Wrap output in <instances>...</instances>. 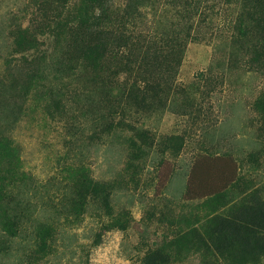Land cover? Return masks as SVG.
I'll use <instances>...</instances> for the list:
<instances>
[{"label":"rangeland","instance_id":"1","mask_svg":"<svg viewBox=\"0 0 264 264\" xmlns=\"http://www.w3.org/2000/svg\"><path fill=\"white\" fill-rule=\"evenodd\" d=\"M173 1L181 4L109 6L112 18L145 21L140 32L181 30L183 52L167 81L160 73L143 82L110 54L105 91L78 95L82 86L57 79L53 67L23 61V38L15 48L10 33L28 25L35 3L0 0V264H142L155 250L169 264H231L214 250L208 224L254 196L264 201V62L247 61L234 40L237 19L259 9L257 0ZM122 23L112 30L136 31ZM30 70L42 78L28 79ZM203 156L233 159L237 179L218 195L187 200ZM87 183L101 188L73 204L76 186ZM40 225L55 228L53 251L34 260Z\"/></svg>","mask_w":264,"mask_h":264},{"label":"trees","instance_id":"2","mask_svg":"<svg viewBox=\"0 0 264 264\" xmlns=\"http://www.w3.org/2000/svg\"><path fill=\"white\" fill-rule=\"evenodd\" d=\"M31 1L35 6L29 16L28 25L25 28L12 29L13 32L10 33L15 48L23 38L25 44L21 49L23 61L31 67H37L39 71L41 67V72H46L45 68L53 67L57 79L70 78L75 84L82 86L78 95H83L84 92L88 95L99 93L102 88L105 91L107 84H105L104 69L109 65L106 56L110 54L118 58V67L126 66L128 69H131L130 66L136 67L135 69L139 71L137 78L143 82L146 78L159 77L160 73H163L161 79L165 76L167 81V78L172 76L173 62L179 64L178 59L183 52L181 45L185 39L181 30L169 29L172 31V36L163 37L152 25L154 31L140 32L142 30H139V27L142 24L145 26V21L138 23L135 19L129 20L127 12L124 13L126 14L124 19L112 18L109 13L111 0H80L77 5H71L65 0ZM128 1L134 2L131 7L134 11L138 6H151L155 0ZM189 1L192 0H186L183 5L185 6ZM170 4L172 7H178L181 3L170 0L168 5ZM254 6L259 11L237 19L235 28L238 31V38L234 40L243 42L241 47H245L243 53L248 57L247 61L260 63L264 62V0H257ZM254 6H248L247 10L251 7L255 9ZM120 21H123L122 30H125V23L131 22L132 30L136 31L128 33L127 28L126 31L118 33L119 31L112 30ZM186 36L189 37L188 33ZM46 40L48 43L45 42ZM161 48L166 49V57V52L164 55L159 54ZM51 52L53 53L49 54ZM160 63L165 64L163 70L159 67ZM153 66L160 69L151 74L150 67ZM142 67L145 69L142 70ZM25 74L28 79L41 77V74L36 75L31 70ZM25 74L22 78L17 76L12 81L14 89L19 85V79L25 80ZM113 74L112 79H117L118 70ZM107 78L109 79V75ZM236 177L237 166L231 158L203 156L197 159L191 168L185 197L187 200H195L218 195L234 183ZM99 188L101 187L98 184L90 183L82 184V187L76 186L77 192L72 199L73 204L86 205L93 194L96 196ZM104 200L107 207L108 195ZM208 226L216 237L213 243L214 250L219 254L227 255L231 264L232 260L234 264H255L258 259L264 257L263 200L253 197L249 205L239 207L229 216L215 218ZM54 232L55 228L52 225L36 227L34 234L37 233L35 242L38 248L35 250L34 260L43 259L52 253ZM170 261L169 255L155 250L144 256L142 264H169Z\"/></svg>","mask_w":264,"mask_h":264},{"label":"crops","instance_id":"3","mask_svg":"<svg viewBox=\"0 0 264 264\" xmlns=\"http://www.w3.org/2000/svg\"><path fill=\"white\" fill-rule=\"evenodd\" d=\"M233 160V159H232ZM234 161V160H233ZM235 163V162H234ZM236 179H237V177H236ZM236 179H235V181H236ZM233 184V183H232ZM231 184V185H232ZM254 197H256V199H259V200H261L259 197H257V196H254Z\"/></svg>","mask_w":264,"mask_h":264}]
</instances>
